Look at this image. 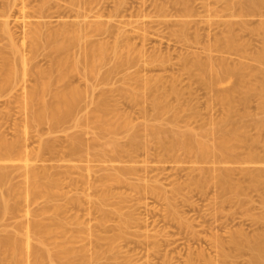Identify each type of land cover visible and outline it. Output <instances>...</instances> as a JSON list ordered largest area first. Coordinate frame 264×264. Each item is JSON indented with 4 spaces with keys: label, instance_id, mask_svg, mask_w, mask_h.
<instances>
[{
    "label": "rangeland",
    "instance_id": "1",
    "mask_svg": "<svg viewBox=\"0 0 264 264\" xmlns=\"http://www.w3.org/2000/svg\"><path fill=\"white\" fill-rule=\"evenodd\" d=\"M0 1H1L0 2V4H1L0 9H1V7L4 6L5 0H0ZM7 1H9V0H6V2ZM19 1L20 0H14V2H13V0H12V2H13L12 6H14V7L11 8L12 14L10 16V18H11L10 21H13L12 18H15V20L17 21V22L15 21V22L10 23L12 26V29L14 30V32L16 34L15 36H16L17 41H19L20 38L22 37V30L24 28H26V27H22L21 17H20L19 12L17 11L19 6H20ZM49 1H53V2L55 1V3H56L54 6V3L52 5V3L50 2L51 5L54 7L51 6L52 8H50L49 7L50 5H49L48 8L46 9V12L48 13L49 17L47 16V17L36 18V17H32V16H27L24 18V20H26V21H29V20L30 21H32V20L33 21L34 20H41L42 21L43 20L44 21L47 19V20H49L50 23L47 20L46 21L50 25H52V27H56L57 24H55V23L57 22L58 18L60 19L62 17L61 19H64L66 16V19L68 18V20H70V18L73 19L72 16L68 17V14H66V13L71 12L69 7H73V5H72L73 0H69V1L68 0H63V1L62 0H48V2ZM56 1H58V3ZM80 1H82V0H80ZM155 1H156V3L161 2V0H143V1L142 0H97V2H96V0L92 1L91 4L93 5V8L94 9L99 8L100 10H103L102 12L105 13L104 15H107L109 12H112L113 9H115V11L113 10L114 12H119V10H120V12H119L120 17L119 16L118 17H119V19L122 18L121 19L122 21L124 20L123 22L125 25H123L122 21L120 23L118 21H116V17H112V20L114 22L119 23L123 27V29H126V30L128 29L127 31L133 29L132 31L135 32V30H134L135 28H138L136 30H139L141 28L139 30V32H141V33H139V34H143L145 32V36L144 37L138 36L137 35L138 31H136L135 32L136 34L134 33L136 36L132 35L134 37H131V42L132 43L134 42L136 44L135 45L136 49L134 48L135 51L133 50V53L131 54V55H133V57H135V59L133 58V61L131 62L133 64L128 63L130 65L125 64L122 66H117L118 68H116V66H113L114 62H112L114 58H111V60L108 59L111 62L110 66H109V63L107 65L106 62H105L106 64L103 63V64H101V66H98V71H99L100 75L97 74V75H99V76H97V77H99L98 80H95L97 77L95 79H93V81L95 80V83H96V81H99V79L101 78V75L105 72V69L108 70V68L110 67L109 70L112 72H110L111 75L108 76L110 78L109 80H107L106 82H102L100 79V81L102 83H100V82L96 83V86L98 84L99 85L97 88L95 87L93 94L90 93V95L87 94L90 90H87L85 92V89H86L85 88L86 87L85 81L86 80L84 79V77L81 76V73H79L77 71H75L77 73L72 72V74H74V76L70 73L69 76L65 79V81H63V80L59 79L57 70L54 67L55 65L53 66L54 68L52 69V76H53V78H52V80H53L52 81V85H53L52 89L61 88L63 84L67 83V81H69L68 83H71V84L73 83L78 87L80 86V84H81L80 87H82L84 85V87L81 88L84 90L83 96H82L83 98L82 97L80 98V100L82 99L83 101L79 100V102H78L79 104L77 103V105H76L77 108L75 107L73 114L70 117L62 119L63 122L61 120L56 125L50 123V124L38 125V127L34 126V128H31V127L27 128L24 126V123H25L23 121L24 120L23 119L24 113L22 112L21 104L19 103V101H20L19 92L20 91L18 89H12V90H5V91L0 92L1 93L0 94V136L4 135L3 137H6V138L8 137L7 139H9V140H10V138L13 139L16 136L15 134H17V136L19 135V136L23 137L22 141H24V144H25L24 146L28 147V148H26L27 151L29 149L28 154L31 157L30 158L31 165L33 163L34 165H32V166H34V167L40 166L41 168L40 167L39 168L41 170H42V168H43V170H45L44 169V167H45L48 171L47 173H49V174L53 173L52 177L54 176L55 179H57V180L59 179L58 180L59 181L58 186H60V187L55 189V193L52 195L53 197L51 198V200L48 199L45 201L44 198L40 197V198H37V199L29 202L30 204H29L28 208L30 210L28 212V215L30 214L33 216V212L36 211V209H38L39 207L43 208L42 206H46L49 208L48 213H46L47 215L50 213L52 214L54 212L55 205H60L61 208H63L65 206L66 208L64 207L63 209H61L60 216H61V219L65 223L66 233H68V235H69L73 231V234H74V229L76 227L77 228L80 227L83 230L86 228L84 231L85 233L83 232V230L80 231V235L82 236V234H85L87 236V238H85L83 235L82 238L79 239L80 241L78 240L81 243L77 242V240H76V243H75V241L73 242V246L76 249H78V248L79 249H83V248L87 249L85 251L86 252L85 255L87 254L85 259H87V260L83 259L84 262L81 263L82 260L79 259V261L78 260L74 261L73 264H186L187 259L189 260V257L192 258V261L194 259L195 264H211V263L212 264H251V261L253 259L252 258L253 253H252L250 246L247 245L248 247L246 246L245 248H244V246L241 248H237L236 246H234L235 245V243H234L235 237L238 238L241 235L245 236L243 238H247V240L250 241V245H251V243L254 244L257 241H261L263 243V249L260 253V259L258 260L257 263L264 264V229H263L264 228V224H263L264 223V218H263L264 217V184H263L264 179L262 181L263 183L261 182L259 185H257L258 187L260 186V188L255 186V189H254V186L252 185L253 186L252 187L250 185L252 183H250V180L248 181V179H250V178H248L247 174H246V172L249 171V169H250V171H252L251 169L253 168V171L256 170V172L261 173L262 177L264 178V167H263L264 166V158H263L264 157V154H263L264 153V103L261 102V98L259 99V97H260V95H258L259 93L258 92L256 93L253 91L249 95L250 97H248L246 102H244V103L238 102V104H236V108H237L236 111H238V112L235 111L234 116L232 115V117H231V121L232 122L236 121L235 122L236 125L240 124L241 127H243L242 129H245L247 131V138L246 139H248V140L246 141V143L243 146L241 145L242 147L240 146L236 149L237 151H235L233 157H231L230 159H227L225 161L220 160V158L215 159L216 156H210L212 158H210V157L209 158L212 161L208 158L207 160H209V161H207V160L202 161L203 162L202 163L201 161H198L193 154H189V155L185 154V153H183L182 150H178V153L181 155L182 159L185 162H183L180 157L178 159V156H180V155L176 154L177 159L179 160L178 161L174 154L172 155L174 157L170 156L171 154L166 156V153L161 151V149L159 150V148H158L159 145L156 143V141L153 138H151L152 136L150 137V135H149L150 133H149V129H148V126H150L154 123H157V122L161 123V126L164 130L165 137L169 138L167 136H169L170 133H172V129L174 131H182L183 129H186L187 126H188V128H190L192 126L191 129L199 131L198 129H201L202 126H203L202 129H204V127H205V129H209L208 127H210V128L213 126L215 127L216 124H218V122H220V123L222 122L220 120H222V115L225 114V106L221 105L222 103L219 100H217V98H215V95H216L217 90L219 89V86L221 87V89H224V88L227 89V87H229L231 85L229 81H233L234 77H232V78L229 77L230 78L229 81L226 79V80L222 81V83H218L219 85L213 84L211 87L208 85L202 84L200 82V80L198 79L199 76L196 74V71H192V70H194L193 68L191 70H189L190 68L188 67L190 65V63L192 65V63L195 61L194 59H196L197 57L198 58L203 57L201 55H204L207 57L208 54H210V55L215 54V56L213 55L214 57L212 56L213 57L212 59L215 58L214 59L215 62H216V60L218 61L219 58L221 57V58H224L230 65H234L237 63H243V65L245 64L244 65V68H245L244 73H245V77L246 76L248 77V80L246 79L247 77L246 78L244 77L246 79V82L249 83V81H251V83H253V85H255V86H257V85L261 86L262 85V87L264 88V86H263L264 85V79L262 78V76L264 77V74H262L264 71V60L262 59L261 61H259V60H256L254 57V53H256V51H259L260 49H262L264 47V46H262V45H264L263 44L264 43V31H263L264 30V28H263L264 27V0L263 1L262 0L256 1V6H258L259 4L260 5L258 6V9L256 6L253 7L252 10L256 9V10H253V12H252L251 8L249 7L250 8V10H249L248 6H247L248 10L245 13L240 10V4L249 5V0L248 1L247 0H227V1L226 0H217L218 2L216 0H210L211 1L210 3L208 2L209 0H191V1L189 0V6L192 4L191 2L194 3V5H193L194 7H192L193 9H191V7H190V9H191L190 11H192L190 13H188L189 11L184 7L185 11L188 14H191L189 16L187 15V13L183 14V12L180 13V14H182V16L178 15L179 13L177 14V12L176 13L172 12V11H176L177 10L176 8H178V9L182 8L180 3H177V5H176L174 3L175 1H173V0H172L173 3L171 2V0H162V2L159 3V6H160L159 7V6H157L158 3L156 4ZM240 1H242L244 3H242V2L240 3ZM61 2H63V3H61ZM213 2L215 4L217 3L216 6H215V4H213ZM118 3L120 5H117ZM149 3H151V4H149ZM36 4H39L38 0H28L27 5H25V7H24L26 14L32 12V10L35 8ZM57 4L58 5L60 4L59 8H58ZM121 4H122V7H121ZM154 4H155V6H154ZM174 4H175V6H174ZM66 5L69 7H67ZM115 5H117V7H115ZM15 6L17 8H15ZM162 6H164V7H162ZM196 6L198 9H196ZM200 6H202L201 8H203V6H205L206 8L204 7L203 9H201ZM232 6L235 8V10ZM63 7H64V9H63ZM156 7H159L160 10L157 9ZM223 7H225V9H223ZM242 7H243V5H242ZM210 8H213V10H211ZM215 8L216 9L218 8L219 10L218 9L216 10ZM55 9H57V11ZM69 10H70V12H69ZM183 10L180 9V11H183ZM204 10L207 11L206 14H205ZM236 10L237 11L240 10V11L237 12ZM152 11H153V14H151ZM157 11H158V14H157ZM161 11L164 13L161 14ZM166 11L168 12V14L170 16L173 15V17H170L169 15H167ZM197 11H199V12H197ZM208 11L209 12L211 11V12L209 13ZM230 11H232V13ZM58 12L60 14L64 15V17L63 16L55 17L59 14ZM106 12H108V13H106ZM114 12H112V13H114ZM195 12H197L201 16L197 15ZM145 13H147L146 16H145ZM218 13H219V15H218ZM239 13H241V15ZM49 14H51V15H49ZM140 14H142V15H140ZM154 14H155V16H153ZM13 15H14V17H13ZM162 15L163 16L165 15V16L163 17ZM205 15H207L208 17L210 16V17L207 18V17H205ZM175 16H176V18H175ZM191 16H192V18L190 21L188 19V17L190 18ZM195 16H197V17H195ZM104 17H106V16H102L103 19L107 18V17L106 18H104ZM165 17H168V18L164 19ZM179 17L181 19L184 18L181 21L186 20L187 23L189 20L190 21L189 23H191L192 26L194 25L193 27L197 28V31H195L196 30L195 28H194L195 29L194 30L193 27L192 28L189 27V26H191V24H187L186 27L187 28L189 27L190 30L188 29V31H187V29L185 28V31H186L185 34L186 35L182 34V32L184 33V31L180 29V20H179L180 18ZM161 18H163L162 20L163 21L165 20L166 23L172 21L171 19L174 18L176 20V23L174 22L175 20L173 19V23L172 22H170V23H172V24L175 23V25H172L169 23L166 24L165 22H163L161 24V22H162ZM196 18L197 19L199 18V19L197 20ZM200 18H202L201 20H203V19H205V20L201 21ZM228 18H229V20H228ZM244 18H245V20H242ZM128 19L132 20V21L134 20V22L138 21V23L135 22V24H134L132 21H129ZM177 19L179 21H177ZM194 19H196V21ZM221 19H222V21H221ZM232 19L234 21L238 20L237 22L234 23V25L237 26L235 29H232V28H234L233 24L231 26L232 27L231 28L232 33L238 31L237 33L233 34V37L238 41L240 40V38L241 39L243 38L242 41L247 40L246 42L244 41V43L241 42V44H239L241 40L238 42V45L236 48L240 47V45H241V47L238 48L239 49L238 53H237V49L234 48V50H233V48L231 49L230 47L224 46V44H223L224 41L222 42V40H221V39H223V37L225 38L227 35L230 34L228 32V29L226 28V25L224 27V23H222V22L223 21H231V23H233ZM127 20L130 23L132 22V24H134V26L131 27V24ZM153 20H154V22H153ZM192 20L194 21V23L192 22ZM206 20H209V21H206ZM219 20H220L221 24H223V25L219 26V24H220ZM147 21H149V22H147ZM151 21H152V23H150ZM204 21L208 24H206ZM216 21L218 22L216 24L218 26L214 25L216 23ZM140 22H141V24H140ZM197 22H198V24L200 22V24H199L200 26L197 25ZM212 22H215V23H212ZM211 23L214 26L219 27L217 29L214 28L216 30L215 32L217 34H219L218 29L222 28L221 29L222 31L220 30L221 31L220 33L224 32L222 35L223 37H221V34L216 36V33L213 32L214 29L212 30V28L214 26H210V25H212ZM240 23H241V25H240ZM259 23H263V25L259 26L260 25ZM136 24H139V25H136ZM242 24H244V25L242 26ZM141 25H144V27L151 26L152 29L150 27L149 28L148 27L143 28V26L141 27ZM168 25H172L171 27H172V30H174V32L171 30V27H169ZM201 25H203L204 27ZM239 25H240V27H238ZM125 26H126V28H125ZM129 26L131 27V29ZM136 26H139L140 28L136 27ZM206 26L207 27L209 26V28H206ZM253 26L255 28L252 30ZM256 26L257 27L259 26V27L257 28ZM244 27H245V29H244ZM247 27H248V29H247ZM168 28H169V30H168ZM177 28L180 30H178ZM210 28H211V30H210ZM239 28L240 29L243 28V29L240 30ZM259 28H261V29H259ZM201 29L203 30V32ZM204 29H207V30H204ZM158 30H159V33H157ZM175 30L177 31V33L175 32ZM208 30L210 31L209 33L213 32L214 38L212 35L211 36L214 40L216 37H219V36L221 37V39L219 38L221 40V44L223 45V46L220 45L221 50H217V49H219V47H216V45L213 44V43H215L214 40L211 43L212 38L209 40V38L211 36H209L210 34L207 33ZM223 30H225V31H223ZM152 31H154L155 33ZM178 31H181V32H179V34H178ZM194 31L196 32V34H198L199 32H202V33H199L198 36H200V34H201V36L203 35V37L205 39L203 37H200L198 39V36L195 34ZM259 32H260V34H259ZM203 33H205V34H203ZM251 33L253 35H251ZM187 34L191 38V40H189L190 38L187 36ZM193 34L196 35V38ZM240 34H241V36H239ZM247 34H250V36ZM177 35H179V37ZM180 35H183V36H180ZM184 35L186 36L185 39H183V37H185ZM174 36H176V37H174ZM206 36H208L209 38ZM135 37H138V39L137 38L135 39ZM206 38L210 42L206 41ZM3 39H4V37H3ZM3 39L0 38V46H2L6 42V39L5 40H3ZM175 39H176V41H175ZM193 39L195 40L194 42L192 41ZM200 39L202 41H200ZM254 39H255V41H254ZM110 40H112V38ZM190 41L193 42L192 46L189 45V44H191ZM197 41H198V43H197ZM186 43H189V44H186ZM210 43L215 45L214 48L216 47V49H213V47L210 45ZM245 43L247 45L244 46ZM183 44H186V45H183ZM194 44H198L197 47ZM206 44H209V46H211L210 50L205 49V47L207 48ZM5 45H6V43H5ZM186 47H188V48H186ZM246 47H247V49H246ZM72 48H73V50H72ZM72 48H71L70 52L72 51V54H75L77 51V50H75L76 49L75 46ZM195 48H196V50H195ZM242 48L243 49L245 48L244 49L245 52H243ZM211 49H212V52H211ZM240 49H241V51H240ZM41 50H40V52H42L41 54L48 52V49H43L42 51ZM183 50L187 53H185ZM254 50H256V51L254 52ZM136 51H138V52H136ZM139 51H140V53L142 52L140 55L138 54ZM40 52H39V54H40ZM246 52H248V53H246ZM160 53H162V54H160ZM41 54H40V56H38V57H40L39 63L43 64V65L45 63V65H46V59H44V56H42ZM50 55H51L50 59H52L53 61H54V58L57 57V56H55L57 54L52 53V52H50ZM138 55H139V57L140 56L141 57L140 58L136 57ZM160 55L162 57H164V59L168 55L166 58L167 62H166V60L161 59L162 57ZM198 55H200V56H198ZM38 57H37V59H38ZM41 57H43V58H41ZM147 58L148 59L150 58V60H148ZM158 58H159V60H158ZM40 59H42L44 61V63H42L43 61L42 60L40 61ZM136 59H138V60L136 61ZM200 59H202V58H200ZM203 59H205V57H203ZM160 60H162V61L159 64ZM191 60H193V62ZM236 60H237V62H236ZM240 60H241V62H240ZM148 61H149V63H148ZM152 62H153V64H152ZM161 64H163V65H161ZM191 65H190V67H191ZM82 66H83V64L81 65V67ZM111 66H113L117 71L115 69H111L112 68ZM248 66H249V68H248ZM81 67H80V70L82 71ZM99 67H101L100 70H99ZM104 67H105V69H104ZM186 67H188V69ZM101 69H104V72H101ZM248 70H250L252 73ZM260 70H261V72H260ZM209 72H208V74H209ZM210 75H212V74L210 73ZM148 76H150V77H148ZM76 77H77V79H76ZM152 77L153 78H160L161 82L159 80L158 81L159 83L157 82V84H159V86L161 88H164V89L166 88V90H167L166 95H167V99L169 100V103L168 102L167 103L170 104L169 106H171V107H168L167 109L170 108V110H171V111L169 110L170 112H168V110L166 109L167 112L165 111V113L161 112V114H159L155 111L153 105L151 104V101H150L151 99H150V95L148 94L149 93L148 89L145 88V84L143 86V83H144L145 79H150V78L152 79ZM141 78H143V79H141ZM169 78L172 82L169 80ZM261 78H262V80H261ZM79 79L81 82L79 81ZM88 79L92 80L90 77H88ZM173 80H174V82H173ZM30 81H32V80H27L26 83L31 84L33 82V81L30 82ZM87 82H90V81L87 80ZM108 82H110V83H108ZM77 83L78 84L80 83V84L77 85ZM141 85H142V87H141ZM172 85H175L176 88L181 90L180 91L181 93L179 92L178 94H176L179 99L181 98L180 100L177 99V97H175V94H172V92H169L170 91L169 87H171ZM222 85H223V87H222ZM53 87H55V88H53ZM132 87L133 88L135 87L134 90L138 89V91H140V93L142 92V94H143V95L140 94V96H139L140 98L138 97V99H135L136 101L134 99H132L130 97V95L128 94V90L132 89ZM121 90L123 93L121 92ZM103 91L107 95L110 96L111 101L109 99H108V101L111 103L110 104L108 103V104L110 105V107H112V109L113 108L116 109V110H114V109L113 110L115 112H117V117H118L117 120H119V119L121 120L122 117H124L123 114H125V117L129 119V121L132 125V128H131V125H129L130 127L128 126L127 128H126V126L123 125V126L117 127V131H116V129L112 132L109 130H103L104 132L102 133V131L98 130V128L95 126L96 124L94 122L92 123L91 114H93V112L96 111V109H97L96 108V106H97L96 100L99 97L100 93H104ZM183 91L184 92L186 91V92L184 93ZM168 92L170 93V95ZM84 94H85V97H87V98H84ZM9 95H11V96H9ZM86 95H88V96H86ZM92 95H94L93 96V98H94L93 103H92V99H91ZM182 95H184V96H182ZM238 96L240 97L239 94L238 95L235 94L236 98H239ZM8 97L9 98L11 97V98L9 99ZM90 99H91V101H89ZM140 99H142V100H140ZM167 99H166V101H167ZM187 102H189V103H187ZM16 103L17 104L19 103V106H17ZM177 103H178V106H177ZM181 103H182V106H179ZM84 104H85V106H84ZM183 104H185V106ZM243 105H244V109H243ZM183 106H184V109L182 108ZM172 107H173V109H172ZM178 107L182 108L181 109L182 111L180 110V108L177 110ZM186 107H188V108H186ZM78 108L79 109L81 108V109L79 110ZM91 110H92V112H91ZM189 111H191L192 113H190ZM196 111L199 112V114ZM115 112H114V114H115ZM172 112H174L177 117ZM82 114H84V115H82ZM114 114L111 115L112 118L113 117L116 118V116H114ZM160 115H162V116L160 117ZM179 115H181V117ZM194 115H196V117ZM78 116H80V117H78ZM173 116H174V118L175 117L176 118L174 119ZM242 116H243V118H241ZM171 117L173 118V120H171L172 119ZM80 118L82 121L80 120ZM21 119H23V120H21ZM261 119H262V121H260ZM78 120H79V122H78ZM174 120H176V121H174ZM17 124H20V125L22 124V126H20V125L17 126V128L20 129V131L18 129L16 131V125ZM223 124H224V122H223ZM13 125H15V127H13ZM48 125H49V128H48ZM256 125H257V127H256ZM41 127H42L43 131L45 130L44 132L41 130ZM259 127H261V128H259ZM167 128H169V129H167ZM23 129H25V131L27 129V132L24 133ZM170 129H171V131H170ZM22 131L24 134L22 133ZM115 131L117 133H114L115 135L112 134ZM135 131L138 133L139 138L141 139L140 140L141 141L140 148H138L139 147V145H138V147H136V150H135V148H132L133 146L132 147L130 146V141H129L131 133H134ZM25 134H26V136H25ZM13 135H15V136H13ZM31 135H33V136H31ZM40 135H42V136H40ZM109 135H111V136H109ZM39 136H40V138H42V140L39 138ZM74 136H75V138L77 136L80 137V139H81L80 141L83 142V144H81V145H83L82 148L80 146L82 151L79 150L78 155H77V153L72 154V152H69L70 148L68 145L71 144L69 141L74 139V138H72ZM140 136H143V139L145 138L146 140L145 139L142 140V137H140ZM109 137H110V139L113 138L114 140H116L117 143L119 142L118 149L122 145V146H124V148L127 151L130 150V149H128L129 147L134 149V150L131 149L132 153H131V151H129L130 153L128 152V154H127V152L123 153L125 151V149L123 148L124 149V150L122 149L123 152L120 149V151L122 153L121 152L117 153V152H115V150L111 151L112 152L111 153L109 151V149L111 148V145H109V141H110V139H108ZM43 139H47V140L51 141L53 144V148L51 149V151L50 150L44 151L42 154V152L40 153L39 152L40 150L38 149V147H39L38 143H40L38 140L43 141ZM77 139H79V138H77ZM106 139H108V141H106ZM258 139H259L260 143H259ZM248 141H250V142L248 143ZM128 142H129V146H128ZM26 143H28V144H26ZM247 143H248V145H247ZM103 144L105 145V147ZM88 145L91 147H88ZM252 145L253 146L255 145L257 148L255 146L253 147ZM29 146L31 148H33V151L34 150L36 151V149H37L40 154L38 153V156H37V154H36V156L34 155V153H37V152H34V153L32 152L30 154L31 149ZM156 146H158V147H156ZM247 146H249V148ZM34 147H36V148H34ZM100 147H102V148H100ZM107 148H109V149L107 150ZM254 148H256V149H254ZM89 149H90V151H89ZM111 149H113V148H111ZM148 149H149V151H148ZM52 150H54V151H52ZM101 150L102 151L105 150L104 151L105 153L102 152ZM154 150L157 151V155L155 154L156 152ZM239 150H241V151L239 152ZM247 150L248 151H250V150L256 151L257 155L259 154V156H257L259 158L255 159L256 160V161L254 160L255 162L249 161L248 160V154H246V153H248ZM100 151L103 154H101ZM106 151H108V152L106 153ZM135 151L139 152V153H136ZM67 152H68V154H67ZM241 152H243V153H241ZM96 153H97V155H96ZM116 153L120 157L117 158ZM133 153L134 154L136 153V154L134 155ZM175 153H177V151ZM70 154H71V156H70ZM121 154L122 155L124 154V155L122 156ZM131 154H132V156L133 155L134 156L132 157ZM242 154H243V156H241ZM33 155H34V157H33ZM93 155H94V157L95 156H98V157H96L94 159ZM106 155L108 156V158ZM129 155L131 156L130 158H132V159L129 158ZM161 155H163V156H161ZM184 155H187L189 162L186 161V159H187L186 156H185V158H183ZM67 156H68V158H67ZM81 156L85 157V158H82ZM168 156H170V157H168ZM32 157H33V159H32ZM37 157L38 158L40 157V159H37ZM189 157H192V159L190 158L192 161L189 160ZM213 157L215 160H213ZM242 157H245V158H242ZM35 158H36V160H35ZM124 158H125V160H124ZM136 158H139V159H136ZM163 158H165V159H163ZM167 158H169V159L167 160ZM193 158L195 159V162H194ZM77 159H80V160H77ZM116 159H119V160H116ZM174 159H175V161H174ZM240 159L242 161H247V162H242ZM243 159H245V160H243ZM261 159H263V160H261ZM161 160H162V162H161ZM196 160H197V162H196ZM217 160H218V162H217ZM171 162H173V163H171ZM210 162H212V163H210ZM12 163H14V162H12ZM78 165H81V166H78ZM85 165L86 166L88 165L87 167L88 168L91 167V168L88 169L87 167H85ZM105 165H107L108 167ZM170 165L173 167V169ZM101 166H102V168H101ZM113 166H115V167H113ZM131 166H132V168H128ZM164 166L167 168L164 169ZM200 166H202V167H200ZM38 167H36V168H38ZM68 167H69L70 171L68 170ZM79 167H80V170H79ZM103 167H105V168H103ZM121 167L123 169H125L127 172V173L123 172V173H125V175L123 176L125 178V179H123L124 181L122 180V181L118 182V181H113V180L108 181V180H106V178L104 179V177L107 176V173L109 171H116L118 168H121ZM125 167H127L130 170L132 169L133 171L131 170V172H130ZM21 168L19 167V169H18L15 166H11V165L8 166V168H7V169H9V171L11 170L10 173L12 175L10 174V176H11L10 177V183L13 186H20V187L23 186L22 182H24L23 177L25 176V173H24L25 169L24 168L21 169ZM64 168L66 170H68L69 172L68 171L66 172V170ZM115 168H117V169H115ZM229 168H230L229 172H231L230 175L232 174L231 176L232 177L234 176L233 177V178H235L234 180L241 182V188L239 191H241V189H242V191L245 190V191H243V193L241 191V192H237L238 194L235 195L234 193L232 194L231 192H227V190L224 191V193H223V190L218 188L219 186H217V183L215 182L218 173L221 171H224V169L226 170ZM254 168H256V169H254ZM125 170H123V171H125ZM204 170H205V172H204ZM209 170L210 171L212 170L211 171L212 173L209 172ZM213 170H214V172H213ZM105 171H108V172H105ZM20 172H22L23 175ZM201 172L204 174L202 175ZM136 173H139V174H136ZM205 173H206V175H205ZM108 174H110V172ZM213 174H215V175H213ZM91 175L93 177H91ZM186 175H189L188 178H186L187 177ZM204 175L205 176L208 175V177L205 178ZM62 176H64V177H62ZM136 176H138V177H136ZM196 176H199V177L197 178ZM190 177H192L193 179L197 178L199 180V182L201 181V179H203L204 182L202 180V184H200V186H198L199 182H198V185H197V182H195V185H194V183L193 184L191 183L193 180H192V178L190 179ZM209 177H210V180H209ZM84 178H85V180H84ZM233 178H231V179H233ZM24 179H25V177H24ZM93 179H95V180H93ZM127 179H129V180H127ZM176 179H177V181H176ZM188 179H190V180H188ZM206 179L209 180L210 182L207 181ZM11 180H12V182H11ZM69 180H71V181L69 182ZM104 180H106V181H104ZM139 180H141L142 182L140 183ZM205 180L207 181L208 184L205 183L206 182ZM60 181H61V183H60ZM76 181H77V183H76ZM127 181L131 182V184L128 183ZM183 181H186V182H183ZM188 181H191V182L189 183ZM212 181H214V182H212ZM104 182L107 183V184H105L106 188L109 189L111 194H110V197L108 200L100 203L102 200L100 197L101 196L100 192H102L104 190H102V191H99V190H101L102 188L105 187V185L103 184ZM154 182H156V183H154ZM187 182L190 184V189H189V187H187V185H188ZM101 183L103 184L102 186H104V187H101ZM143 183L144 184L146 183L145 187L143 186L144 185ZM179 183H181V185ZM182 183L183 184L185 183V185H184V186H186L185 188H184ZM204 183H205V185H204ZM92 184H93V186H92ZM133 184H135L134 186L138 185V186H136V189L133 186ZM155 184H158L157 187H159V184H160L162 186V188L159 187L158 188L159 190H157ZM151 185H152L153 189H151ZM174 185H176V187L179 186V188H178L179 190L176 188L174 189L172 187ZM154 186H155L156 190H154L155 189ZM182 186H183V188H181ZM208 186H210V187H208ZM140 188H141V191H140ZM170 188H173V189H170ZM204 188H206V189H204ZM213 188H214V190H213ZM146 189H148V191ZM180 189H183V190L181 191ZM218 190H220V191L218 192ZM95 191L96 192L98 191V192L96 193ZM136 191H138V192H136ZM158 191H164V193L159 192V194H158L157 193ZM173 191H175V192L177 191V192L173 194ZM154 192L157 195H155ZM221 192L223 193L222 195L220 194ZM98 195H100V196H98ZM167 195L170 197L169 200L174 195L173 196L174 200L171 199L173 202H170L171 200L170 201L168 200ZM234 195H235V197H234ZM67 196H69V197H67ZM166 196H167V198H166ZM66 198H68L69 200ZM225 198H226V200H224ZM96 199L99 200V203ZM67 200H68V204H67ZM12 201L13 200H11L10 202H12ZM95 201H97V203H95ZM167 201H168V203H167ZM104 202H106L107 204L106 203L104 204ZM74 203H75V205H77V204L78 205L74 206ZM172 203H175V204H172ZM66 204H67V206H66ZM97 204H98V208H96ZM100 204L102 205L101 208H100ZM168 204L169 205L172 204V205L169 207ZM102 207H104L103 209H105V210H103V212H102ZM1 211H3V210H0V212ZM66 211H67V213H66ZM1 213L4 216H6V218H4V217L0 218V228L4 229L6 227V225L8 224L7 223L8 219H10L9 218L10 213L9 212H6L5 214H4V212H1ZM105 213H107L109 216L107 217V214H106V216L104 215L105 216L104 219L107 217L104 220L103 217L101 218V216ZM123 215H124L125 220L122 218ZM73 216H75V217L73 218ZM125 217H128V218H125ZM15 218H17V217H15ZM24 218H25V216H24ZM4 219L7 221H4ZM11 219H13V218H11ZM98 219H99V221H98ZM100 219L102 222L100 221ZM17 220H19V218L16 219V221ZM103 220H104V222H103ZM126 220H127V222H126ZM262 220H263V222H262ZM13 221H15V219ZM19 221H22V220H19ZM76 222L78 224H76ZM14 224L15 223L13 222L12 225H9V226L7 225L8 227H6V228H8L9 230H13ZM101 224H103V225H101ZM1 225H2V227H1ZM53 226H57V224H53ZM6 228H5V230L7 231ZM80 228L78 229V231L80 230ZM259 228H260V230H259ZM3 229H2V231L0 230V234H3L2 233V232H4ZM70 229H72V230L70 231ZM76 229H75V232L77 231ZM81 232H83V233H81ZM238 232H241V233H238ZM96 233H98V234H96ZM235 234L236 235L238 234V235L235 236ZM249 235H251V236H249ZM95 236H97V237H95ZM71 237H72V234L70 235V238ZM100 237H102L103 239H100ZM106 237H110L113 240L112 241L113 245L110 246L111 248L107 247L108 244L105 242V241H107ZM232 237H234V239ZM241 238L242 237H240V239ZM96 239L100 240V241H97ZM220 240L223 242H218ZM232 240H233V242L231 243ZM244 241L246 242L245 239H244ZM33 243H35V245L37 243L38 244L37 246L40 245V243H38L35 240L33 241ZM233 243H234V245H233ZM80 244L83 246V248L81 247ZM98 245L100 246V248L98 247ZM97 250L98 251L100 250L101 252L100 251L99 252L101 254L99 253L100 257L98 255L99 258L96 257L97 258V260H96L94 257V252ZM223 253H225V255ZM211 260H212V262H211ZM208 261L211 263H209ZM47 263H50V262H47ZM28 264H32V262H29ZM50 264H54V263L51 262Z\"/></svg>",
    "mask_w": 264,
    "mask_h": 264
},
{
    "label": "bare ground",
    "instance_id": "2",
    "mask_svg": "<svg viewBox=\"0 0 264 264\" xmlns=\"http://www.w3.org/2000/svg\"><path fill=\"white\" fill-rule=\"evenodd\" d=\"M26 1V2H25ZM20 0L19 2H20V6H19V8H18V12H19V14H20V17H21V25H22V27H26V28H24L23 30H22V37L20 38V40L19 41H17V39H16V34H15V32H14V30L12 29V26H11V22H15L16 20H15V18H12L13 19V21H10L11 20V18H10V16H11V8L12 7H14V6H12L13 5V2H14V0H13V2H12V0L10 1H7L6 2V0L4 1V6L3 7H1V9H0V38L1 39H3V37H4V39L3 40H5L6 39V45H5V43L2 45V46H0V92H2V91H5V90H12V89H18L20 92H19V98H20V101H19V103L21 104V110H22V112L24 113V115H23V119H21V120H23L25 123H24V126L25 127H31V128H34V126L36 127H38V125H43V124H57L58 122H60L62 119H64V118H67V117H70L72 114H73V111L75 110V107L77 108V103L79 102V100H80V98L83 96V92H84V90L83 89H81L82 87H84V85L82 86V87H80L81 86V84H80V86L78 87V86H76L75 84H71V83H68L69 81H67V83H65V84H63L62 85V87L61 88H56V89H52V78H53V76H52V69L55 67L56 68V70H57V73H58V76H59V79H61V80H63V81H65V79L69 76V74L71 73L72 74V72L74 73L75 71H77V72H79V73H81V76L82 77H84V79L86 80H84L85 82H86V89H85V92L87 91V90H90L87 94L88 95H90V93L91 94H93V92H94V90H95V87L97 88L98 87V85L96 86V83L98 82H100V83H102V82H106L107 80H109L110 78L108 77L109 75H111V73L110 72H112V71H110L109 69H110V67L108 68V70L107 69H105V67H104V69H105V72H104V69H101V72H104L102 75H101V81H100V79H99V81H96V83H95V80H98V78L99 77H97V76H99L100 74H99V71H98V66H101V64H103V63H107V65H108V63H109V66L111 65L110 63V60H111V58H114L113 59V61L112 62H114V64H113V66H116V68H118L117 66H122V65H130V64H128V63H131L132 61H133V58L135 59V57H133V55H131L132 53H133V50H134V48L136 47L135 45V43L133 44L132 42H131V37H134V36H132V35H135L136 33V31H138V33H137V35L138 36H140V37H144L145 36V32L143 33V34H139V33H141V32H139V30L141 29L139 26H136V27H139L140 29L139 30H136V29H138V28H135L134 30H135V32H133L132 30L133 29H131V27H133L134 26V24H135V22L136 23H138V21H135L134 22V20L132 21V20H129V21H132L134 24H132V22L130 23L128 20V22L131 24V27H130V29L131 30H129V31H127L126 29H123V27L119 24L122 20V18L121 19H119V12H120V10H119V12H114L115 11V9H113L112 10V12H114V13H112V12H106V13H108L107 15H104L105 13H103L102 11L103 10H100L99 8H96V9H94L93 8V5L91 4L92 3V1H95V0H82V1H80V0H73L72 1V5H73V7H69V6H67V7H69L70 8V10H71V12H70V10H69V12L70 13H66V14H68V17H70V16H72L73 17V19H71L70 18V20H68V18L66 19V16H65V18L64 19H61L62 17L61 16H63L64 17V15H62V14H60L59 12V14L57 15V16H55V17H61L59 20L57 19V22L55 23V24H57V26L56 27H52V25H50L49 23V20H32V21H26V20H24V18L25 17H27V16H32V17H36V18H38V17H47L48 16V13L46 12V9L48 8V6L50 7V8H52V7H54L55 6V1L53 2V1H49L48 2V0H38L39 1V4H36V6H35V8L32 10V12H30V13H27L26 14V12H25V10H24V7H25V5H27V3H28V0ZM63 1V0H62ZM69 1V0H68ZM143 1V0H142ZM173 1H175L174 3L177 5V3H180L181 4V6H182V8L184 9H182V8H176L177 10L176 11H172L173 13L175 12H177V14L178 15H180V16H182V14H180V13H182L183 12V14L185 13H187L186 11H185V8L189 11L188 13H190V12H192V11H190L191 9H193L192 7H194L193 5H194V3L193 2H191L192 4L189 6V0H173ZM173 1L171 0V2L173 3ZM191 1V0H190ZM217 1V0H216ZM227 1V0H226ZM248 1V0H247ZM256 1H258V0H249V5H245V4H240V10L241 11H243L244 13L245 12H247V10L249 9L250 10V8H251V10H252V8L253 7H255L256 6ZM263 1V0H262ZM1 2V1H0ZM6 2V3H5ZM37 2V1H36ZM52 3V5H53V3H54V6H52L51 5V3ZM57 3H58V1H56ZM96 2H97V0H96ZM151 2V1H150ZM161 2H162V0H161ZM161 2H157L158 3V5L157 6H159V3H161ZM195 2V1H194ZM200 2V1H199ZM198 2V3H199ZM202 2V1H201ZM209 3L211 2L210 0L208 1ZM207 2V3H208ZM218 2V1H217ZM231 2V1H230ZM242 1H240V3H241ZM50 3V4H49ZM61 3H63V2H61ZM121 3V2H120ZM144 3V2H143ZM155 3H156V1H155ZM156 3V4H157ZM167 3V2H166ZM229 3V2H228ZM242 3H244V2H242ZM258 3V2H257ZM30 4V3H29ZM28 4V5H29ZM142 4V3H141ZM149 4H151V3H149ZM175 4H174V6H175ZM201 4V3H200ZM199 4V5H200ZM213 4H215L214 2H213ZM217 4V3H216ZM216 4H215V6H216ZM232 4V3H231ZM248 4V3H247ZM1 5V4H0ZM58 5V4H57ZM60 5V4H59ZM58 5V8L60 7ZM117 5H120L119 3L117 4ZM117 5H115V7H117ZM161 5V4H160ZM163 5V4H162ZM172 5V4H171ZM184 5V6H183ZM203 5V4H202ZM208 5V4H207ZM229 5V4H228ZM242 5H243V7H242ZM260 5V4H259ZM258 5V6H259ZM52 6V7H51ZM154 6H155V4H154ZM167 6V5H166ZM225 6V5H224ZM231 6V5H230ZM247 6H248V9H247ZM258 6H256L257 7V9H258ZM121 7H122V4H121ZM160 7V6H159ZM159 7H156L157 9H159ZM162 7H164V6H162ZM169 7V6H168ZM177 7V6H176ZM185 7V8H184ZM190 7H191V9H190ZM199 7V6H198ZM202 6H200V8H201ZM205 6H203V8H204ZM233 7V6H232ZM250 7V8H249ZM15 8H17L16 6H15ZM33 8V7H32ZM57 8V7H56ZM149 8V7H148ZM203 8H201V9H203ZM206 8V7H205ZM220 8V7H219ZM230 8V7H229ZM234 8V7H233ZM239 8V7H238ZM237 8V9H238ZM63 9H64V7H63ZM118 9V8H117ZM116 9V10H117ZM121 9V8H120ZM153 9V8H152ZM170 9V8H169ZM180 9L181 10H183V11H180ZM196 9H198L197 8V6H196ZM211 10H213V8H210ZM216 9V8H215ZM218 9V8H217ZM216 9V10H217ZM223 9H225V7H223ZM227 9V8H226ZM56 11H57V9H55ZM54 10V11H55ZM143 10V9H142ZM147 10V9H146ZM160 10V9H159ZM158 10V11H159ZM162 10V9H161ZM166 10V9H165ZM172 10V9H171ZM174 10V9H173ZM200 10V9H199ZM207 10V9H206ZM219 10V9H218ZM233 10V9H232ZM234 10H235V8H234ZM233 10V11H234ZM239 10V11H240ZM253 10H256V9H253ZM253 10H252V12H253ZM13 11V10H12ZM118 11V10H117ZM156 11V10H155ZM158 11H157V14H158ZM168 11V10H167ZM166 11V12H167ZM194 11V10H193ZM203 11V10H202ZM205 11V10H204ZM225 11V10H224ZM237 11V10H236ZM239 11H237V12H239ZM61 12V11H60ZM149 12V11H148ZM165 12V13H166ZM171 12V11H170ZM169 12V13H170ZM197 12H199V11H197ZM197 12H195L197 15H200V14H198ZM201 12V11H200ZM206 12L207 11H205V14H206ZM209 12V11H208ZM211 12V11H210ZM209 12V13H210ZM231 13H232V11H230ZM256 12V11H255ZM151 13V12H150ZM155 13V12H154ZM164 12H162L161 11V14H163ZM172 13V14H173ZM187 13V15L189 16V15H191V14H188ZM202 13V12H201ZM214 13V12H213ZM212 13V14H213ZM224 13V12H223ZM243 13V14H244ZM52 14V13H51ZM51 14H49V15H51ZM64 14V13H63ZM65 14V15H66ZM122 14V13H121ZM143 14V13H142ZM142 14H140V15H142ZM151 14H153V11H152V13ZM194 14V13H193ZM204 14V13H203ZM211 14V15H212ZM227 14V13H226ZM240 15H241V13H239ZM249 14V13H248ZM253 14V13H252ZM53 15V14H52ZM56 15V14H55ZM138 15V14H137ZM147 15V13H145V16ZM167 15H169L168 14V12H167ZM214 15V14H213ZM218 15H219V13H218ZM217 15V16H218ZM246 15V14H245ZM102 16H106V17H104V18H106V19H103L102 18ZM119 16V17H118ZM122 16V15H121ZM153 16H155V14L153 15ZM163 16V15H162ZM165 16V15H164ZM163 16V17H164ZM170 16V15H169ZM201 16V15H200ZM204 16V15H203ZM230 16V15H229ZM234 16V15H233ZM238 16V15H237ZM244 16V15H243ZM249 16V15H248ZM10 19H9V18ZM13 17H14V15H13ZM49 17V16H48ZM52 17V16H51ZM112 17H116V21H118L119 23H117V22H114L113 20H112ZM118 17V18H117ZM170 17H173V15L172 16H170ZM184 17V16H183ZM195 17H197V16H195ZM205 17H207V18H209L207 15H205ZM19 18V17H18ZM168 17H165L164 19H167ZM175 18H176V16H175ZM178 18V17H177ZM180 18V17H179ZM185 18V17H184ZM183 18V19H184ZM187 18V17H186ZM191 18H192V16L189 18L188 17V19L191 21ZM246 18V17H245ZM245 18L244 19H242V20H245ZM160 19V18H159ZM163 18H161V20H162ZM170 19V18H169ZM174 19V18H173ZM173 19H171L172 21H170V22H172L173 23ZM183 19H179L180 20V29L181 30H183L184 31V33L182 32V34H185L186 33V31H185V28L187 29V31H188V29H189V27H193L192 26V24L191 23H189L190 21L188 20V23H187V21L186 20H184V21H181V20H183ZM197 19V18H196ZM196 19H194L195 21H196ZM199 19V18H198ZM197 19V20H198ZM202 18H200V20H201ZM259 19V18H258ZM19 20V19H18ZM56 20V19H55ZM156 20V19H155ZM175 20V19H174ZM178 19H177V21H179ZM203 20H205V19H203ZM203 20H201V21H203ZM228 20H229V18H228ZM233 20V19H232ZM251 20V19H250ZM124 21V20H123ZM122 21V22H123ZM206 21H209V20H206ZM221 21H222V19H221ZM238 21V20H237ZM237 21H234L233 20V23H231V21H223L222 23H224V27H225V25H226V28L228 29V32L230 33L229 35H227L225 38L222 36L223 35V33L224 32H222V33H220L222 30V28L221 29H218L219 31H218V33L219 34H217L215 31V29H217V28H219V27H216V26H218V25H216L218 22L216 21V23L215 22H212V23H215L214 25H216V26H214L212 23V25H210V26H214L213 28H212V30L214 29V31L213 32H215L216 33V36L217 35H220L221 34V37H223V39H221V37L219 36V37H216L215 38V40L213 39L214 38V36H213V32H211V33H209L210 31L208 30V32L207 33H209L210 35L209 36H213V38H212V36L209 38L208 36H206V37H208L209 38V40L211 39V43H212V41L214 40V42L215 43H213V44H215L216 45V47H219V49H217V50H221V46L220 45H222L221 44V40H222V42H223V44H224V46H227V47H230L231 49L233 48V50H234V48L235 49H237V53H238V48H240L241 47V45H240V47H238V48H236L237 47V45H238V42L240 41V43L239 44H241V42L242 43H244V41H242V39L240 38V40L238 41V40H236L234 37H233V34L234 33H237L238 31H236V32H231V26H232V24L234 25V23L235 22H237ZM240 21V20H239ZM248 21V20H247ZM17 22V21H16ZM126 22V21H125ZM127 22V23H128ZM147 22H149V21H147ZM153 22H154V20H153ZM157 22V21H156ZM155 22V23H156ZM163 22H165L166 23V21L164 20H162V22H161V24L163 23ZM170 22H168L169 24H172V23H170ZM175 23H176V20L174 21ZM192 22L194 23V21L192 20ZM205 22V21H204ZM219 22H220V20H219ZM259 22V21H258ZM126 23V24H127ZM128 23V24H129ZM150 23H152V21L150 22ZM168 23H166V24H168ZM175 23L174 24H172V25H175ZM196 23V22H195ZM206 23V22H205ZM140 24H141V22H140ZM143 24V23H142ZM149 24V23H148ZM187 24H191V26H189L188 28L186 27V25ZM199 24H200V22H199ZM198 24V22H197V25H199ZM206 24H208V23H206ZM260 25L259 26H262L263 25V23H259ZM123 25H125L124 24V22H123ZM136 25H139V24H136ZM172 25H168L169 27H171ZM196 25V26H197ZM204 25V24H203ZM203 25H201V26H203ZM221 25H223V24H221V22H220V24H219V26H221ZM240 25H241V23H240ZM240 25L238 26V27H240ZM244 24H242V26H243ZM55 26V25H54ZM143 26V28H147V27H144V25H141V27ZM200 26V25H199ZM258 26V27H259ZM150 28H151V26H149ZM148 27V28H149ZM157 27V26H156ZM161 27V26H160ZM166 27V26H165ZM179 27V26H178ZM198 27V26H197ZM204 27V26H203ZM237 26L236 25H234V28H232V29H235ZM257 27V26H256ZM257 27V28H258ZM125 28H126V26H125ZM128 28V27H127ZM163 28V27H162ZM161 28V29H162ZM195 27H193V29H194ZM200 28V27H199ZM206 28H209V26L207 27L206 26ZM255 27L253 26V28H252V30L254 29ZM264 28V27H263ZM152 29V28H151ZM158 29V28H157ZM156 29V30H157ZM178 29V28H177ZM180 29H178V30H180ZM196 29V30H195ZM194 30L195 31H197V28H195ZM203 29V28H202ZM201 29V30H202ZM240 29V28H239ZM241 29H243V28H241ZM240 29V30H241ZM244 29H245V27H244ZM247 29H248V27H247ZM259 29H261V28H259ZM258 29V30H259ZM146 30V29H145ZM150 30V29H149ZM164 30V29H163ZM168 30H169V28H168ZM171 30H172V27H171ZM190 30V29H189ZM200 30V29H199ZM204 30H207V29H204ZM210 30H211V28H210ZM221 30V31H220ZM238 30V29H237ZM251 30V31H252ZM147 31V30H146ZM161 31V30H160ZM173 32H174V30H172ZM194 31V32H195ZM223 31H225V30H223ZM250 31V32H251ZM255 31V30H254ZM264 31V30H263ZM133 34H132V33ZM152 32H154V31H152ZM167 32V31H166ZM169 32V31H168ZM175 32L177 33V31L175 30ZM179 32H181V31H178V34H179ZM202 32H203V30H202ZM202 32H199V33H202ZM262 32V31H261ZM135 33V34H134ZM155 33V32H154ZM157 33H159V30H158V32ZM172 33V32H171ZM170 33V34H171ZM199 33L198 34H196V32H195V34L198 36L199 35ZM206 33V34H207ZM254 33V32H253ZM257 33V32H256ZM263 33V32H262ZM203 34H205V33H203ZM226 34V33H225ZM228 34V33H227ZM232 34V35H231ZM255 34V33H254ZM259 34H260V32H259ZM158 35V34H157ZM166 35V34H165ZM186 35V34H185ZM184 35V36H185ZM194 35V34H193ZM196 35H194L195 36V38H196ZM208 35V34H207ZM215 35V34H214ZM247 35H249L250 36V34H247ZM246 35V36H247ZM251 35H253L252 33H251ZM136 36V35H135ZM178 37H179V35H177ZM180 36H183V35H180ZM187 36H188V34H187ZM235 36V35H234ZM237 36V35H236ZM239 36H241V34L239 35ZM170 37V36H169ZM174 37H176V36H174ZM189 37V36H188ZM200 37H203V35L201 36V34H200V36H198V39L200 38ZM112 38V40H110ZM138 39V37H135V39ZM186 38V36L185 37H183V39H185ZM190 38V37H189ZM194 38V39H195ZM204 38V37H203ZM221 40H220V39ZM255 38V37H254ZM259 38V37H258ZM261 38V37H260ZM109 39V40H108ZM145 39V38H144ZM192 40L193 42L195 41V40ZM202 39V38H201ZM200 39V41H202ZM205 39V38H204ZM247 39V38H246ZM189 40H191V38L189 39ZM259 40V39H258ZM175 41H176V39H175ZM180 41V40H179ZM185 41V40H184ZM187 41V40H186ZM206 41H208L207 40V38H206ZM247 41V40H246ZM245 41V42H246ZM252 41V40H251ZM254 41H255V39H254ZM20 42V43H19ZM183 42V41H182ZM191 42V41H190ZM193 42H191V44H189V43H186V44H189V45H191L192 46V43ZM208 42H210V41H208ZM196 43V42H195ZM197 43H198V41H197ZM210 43V45L213 47V49H216V47L214 48V46L215 45H213V44H211ZM251 43V42H250ZM180 44V43H179ZM186 44H183V45H186ZM202 44V43H201ZM205 44V43H204ZM264 44V43H263ZM194 45H196V47H197V45L198 44H194ZM207 45V48L205 47V49H207V50H210V47L211 46H209V44H206ZM245 45H247L246 43L244 44V46ZM262 45V44H261ZM75 46V50H77L76 51V53L75 54H72V51L70 52V50H71V48L72 47H74ZM188 46V45H187ZM223 46V45H222ZM243 46V45H242ZM262 46H264V45H262ZM203 47V46H202ZM249 47V46H248ZM259 47V46H258ZM142 48V47H141ZM186 48H188V47H186ZM225 48V47H224ZM262 48V47H261ZM43 50V49H48V52H45L44 54H41L42 52H40V50ZM136 49V48H135ZM182 49V48H181ZM192 49V48H191ZM230 49V50H231ZM243 49V48H242ZM245 49V48H244ZM244 49H243V52H245L244 51ZM246 49H247V47H246ZM41 50V51H42ZM72 50H73V48H72ZM139 50V49H138ZM195 50H196V48H195ZM223 50V49H222ZM259 50V49H258ZM135 51V50H134ZM142 51V50H141ZM184 51V50H183ZM240 51H241V49H240ZM256 50H254V52H255ZM39 52H40V54L42 55V56H44V59H46V65H45V63H44V61L42 60V59H40V61L42 60L43 62L42 63H44V65L43 64H40L39 63V58L40 57H38V56H40V54H39ZM50 52H52V53H55V54H57V55H55V56H57V57H53L54 58V61L52 60V59H50ZM136 52H138V51H136ZM143 52V51H142ZM141 52V53H142ZM185 52V51H184ZM192 52V51H191ZM203 52V51H202ZM208 52V51H207ZM211 52H212V49H211ZM235 52V51H234ZM249 52V51H248ZM248 52H246V53H248ZM71 53V54H70ZM140 53V51H139V55L141 54ZM167 53V52H166ZM185 53H187V52H185ZM245 53V54H246ZM39 54V55H38ZM160 54H162V53H160ZM168 54V53H167ZM171 54V53H170ZM180 54V53H179ZM182 54V53H181ZM199 54V53H198ZM229 54V53H228ZM242 54V53H241ZM240 54V55H241ZM139 55L138 56H136V57H139ZM144 55V54H143ZM152 55V54H151ZM154 55V54H153ZM166 55V54H165ZM185 55V54H184ZM194 55V54H193ZM214 56H215V54H213ZM213 55H210V54H208L207 55V57L206 56H204V55H201V56H203V57H205V59H203V57H197L196 59H194L195 61L193 62V60H191L193 63H192V65H191V63H190V65H191V67H190V65L188 66L190 69L189 70H191L192 68L194 69V70H192V71H196V74L199 76V80H200V82L202 83V84H204V85H208V86H212L213 84H218V83H222V81H224V80H230V78L229 77H234L233 78V81H229L230 82V86L229 87H227V89L226 88H224V89H221V87L219 86V89L217 90V92H216V95H215V98H217V100H219L222 104L221 105H224L225 106V114H223L222 115V120H220V121H222L221 123L220 122H218V124H216V126L214 127H208L209 129H205V127H204V129H202L203 128V126L201 127V129H198L199 131H196V130H193V129H191L192 128V126L190 127V128H188V126L186 127V129H183L182 131H174L173 129H172V133H170V135L169 136H167V137H169V138H166L165 137V134H164V130H163V128H162V126H161V123H154V124H152V125H150V126H148V129H149V135H150V137L151 138H153L155 141H156V143L159 145V147L158 146H156V147H158L159 148V150L161 149V151H163L164 153H166V156L167 155H170V156H172L173 154L175 155V157H176V159H177V155L179 154L178 153V150H182L183 151V153H185V154H193L194 156H195V158L198 160V161H206L210 156H216L215 157V159L216 158H220V160H222V161H225V160H227V159H230L231 157H233L234 156V153H235V151H237L236 149L238 148V147H240L241 145L243 146L245 143H246V141L248 140V139H246L247 138V131L245 130V129H242L243 127H241V125L239 126L238 124L236 125V121L235 122H232L231 121V117H232V115L234 116V114H235V111H236V104H238V102L239 103H241V102H246L247 101V99H248V97H250L249 95L251 94V92H258L259 94L258 95H260V97H259V99L261 98V102H263L264 103V88L262 87V85L260 86H255V85H253V83H251V81H249V83L248 82H246V79L248 80V77L246 78L245 77V73H244V65H243V63H237V64H234V65H230L224 58H219V60L217 61L216 60V62L214 61V59H212L214 56ZM146 56V55H145ZM144 56V57H145ZM161 56V55H160ZM164 56V55H163ZM168 56V55H167ZM167 56L165 57V59H164V57H160L161 59H164V60H166V58H167ZM198 56H200V55H198ZM213 56V57H212ZM227 56V55H226ZM231 56V55H230ZM229 56V57H230ZM238 56V55H237ZM37 57H38V59H37ZM49 57V58H48ZM141 57V56H140ZM139 57V58H140ZM159 57V56H158ZM170 57V56H169ZM254 57H255V59L256 60H259V61H261L262 59L264 60V47L262 48V49H260L259 51H256V53H254ZM41 58H43V57H41ZM184 58V57H183ZM187 58V57H186ZM200 58H202V59H200ZM235 58V57H234ZM244 58V57H243ZM247 58V57H246ZM36 59V60H35ZM108 59H110V60H108ZM148 59V58H147ZM171 59V58H170ZM179 59V58H178ZM191 59V58H190ZM229 59V58H228ZM227 59V60H228ZM53 62H52V61ZM138 59H136V61H137ZM148 60H150V58L148 59ZM158 60H159V58H158ZM157 60V61H158ZM181 60V59H180ZM183 60V59H182ZM108 61V62H107ZM135 61V62H136ZM147 61V60H146ZM161 61L162 60H160V62H159V64L161 63ZM184 61V60H183ZM186 61V60H185ZM231 61V60H230ZM235 61V60H234ZM139 62V61H138ZM165 62V61H164ZM166 62H167V60H166ZM236 62H237V60H236ZM240 62H241V60H240ZM105 63V64H106ZM146 63V62H145ZM148 63H149V61H148ZM158 63V62H157ZM181 63V62H180ZM232 63V62H231ZM246 63V62H245ZM83 64V66L81 67V65ZM131 64H133V63H131ZM152 64H153V62H152ZM233 64V63H232ZM55 65V66H54ZM161 65H163V64H161ZM54 66V67H53ZM105 66V65H104ZM113 66H111L112 68L111 69H115ZM132 66V65H131ZM260 66V65H259ZM80 67H81V69H82V71L80 70ZM108 67V66H107ZM188 67H186L187 69H188ZM256 67V66H255ZM100 68L101 67H99V70H100ZM248 68H249V66H248ZM247 68V69H248ZM253 68V67H252ZM181 69V68H180ZM246 69V70H247ZM107 70V71H106ZM116 70V69H115ZM117 71V70H116ZM210 71V72H209ZM248 71H250V70H248ZM247 71V72H248ZM253 71V70H252ZM77 72H75V73H77ZM191 72V71H190ZM208 72H209V74H208ZM251 72V71H250ZM260 72H261V70H260ZM78 73V74H79ZM114 73V72H113ZM192 73V72H191ZM210 73L212 74V75H210ZM252 73V72H251ZM97 74H99V75H97ZM178 74V73H177ZM262 74H264V71H263V73ZM73 76H74V74H72ZM71 75V76H72ZM156 75V74H155ZM210 75V76H209ZM250 75V74H249ZM70 76V77H71ZM181 76V75H180ZM80 77V76H79ZM81 77V78H82ZM88 77H90L92 80H90V79H88ZM97 77V78H96ZM148 77H150V76H148ZM160 77V76H159ZM171 77V76H170ZM176 77V76H175ZM246 79H245V78ZM96 78V79H95ZM162 78V77H161ZM164 78V77H163ZM180 78V77H179ZM229 78V79H228ZM262 78L264 79V77L262 76ZM262 78H261V80H262ZM58 79V80H59ZM76 79H77V77H76ZM93 79H95L94 81H93ZM141 79H143V78H141ZM174 79V78H173ZM250 79V78H249ZM27 80H32V81H30V82H32L31 84L30 83H26L27 82ZM71 80V79H70ZM83 80V79H82ZM87 80L88 81H90V82H87ZM160 80V78H153L152 77V79L150 78V79H145V81H144V83H143V86H144V84H145V88L146 89H148V94L150 95V101H151V104L153 105V107H154V109H155V111L157 112V113H159V114H161V112H164L165 113V111H166V109L168 108V107H171V106H169L170 104H168L169 103V100L167 99V95H166V93H167V90H166V88L164 89V88H161L160 86H159V84H157V82ZM164 80V79H163ZM169 80H170V78H169ZM177 80V79H176ZM194 80V79H193ZM79 81H80V79H79ZM171 81V80H170ZM81 82V81H80ZM84 82V83H85ZM111 82V81H110ZM110 82H108V83H110ZM160 82H161V80H160ZM172 82V81H171ZM173 82H174V80H173ZM198 82V81H197ZM56 83V82H55ZM159 83V82H158ZM177 83V82H176ZM191 83V82H190ZM257 83V82H256ZM57 84V83H56ZM78 83H77V85H79ZM252 84V85H251ZM60 85V84H59ZM75 85V86H74ZM167 85V84H166ZM189 85V84H188ZM219 85V84H218ZM217 85V86H218ZM221 85V84H220ZM264 86V85H263ZM139 87V86H138ZM141 87H142V85H141ZM209 87V88H210ZM222 87H223V85H222ZM53 88H55V87H53ZM135 88V87H134ZM134 88L132 87V89H129L128 90V94L130 95V97L132 98V99H138V97L140 96V94H142V92L140 93V91H138V89H136V90H134ZM170 89V91L169 92H172V94H175V97H177V99H179L178 98V96L176 95V94H178L181 90H179L178 88H176L175 87V85H172L171 87H169ZM181 88V87H180ZM184 88V87H183ZM218 88V87H217ZM140 89V88H139ZM178 89V90H177ZM191 89V88H190ZM221 89V90H220ZM112 90V89H111ZM141 90V89H140ZM189 91V90H188ZM104 92V91H103ZM121 92H122V90H121ZM168 92V93H169ZM184 92V91H183ZM186 92V91H185ZM184 92V93H185ZM236 92V93H235ZM238 92V93H237ZM123 93V92H122ZM181 93V92H180ZM1 94V93H0ZM99 94V93H98ZM235 94H239L240 95V97L239 98H236L235 97ZM16 95V94H15ZM18 95V94H17ZM88 95H86V96H88ZM127 95V94H126ZM143 95V94H142ZM169 95H170V93H169ZM257 95V94H256ZM9 96H11V95H9ZM14 96V95H13ZM93 96L94 95H92V97H91V99H92V103H93V100H94V98H93ZM182 96H184V95H182ZM181 96V97H182ZM109 97V98H108ZM125 97V96H124ZM143 97V96H142ZM149 97V96H148ZM188 97V96H187ZM9 98V97H8ZM11 98V97H10ZM9 98V99H10ZM18 98V99H19ZM83 98V97H82ZM84 98H87V97H85V94H84ZM140 98V97H139ZM213 98V97H212ZM91 99L89 100V101H91ZM96 99V98H95ZM108 99L110 100V96L109 95H107L105 92L104 93H100V95H99V97L97 98V100H96V111L95 112H93V114H91V120H92V123L94 122L96 125V127L98 128V130H101L102 131V133L104 132L103 130H109V131H114L115 129H116V131H117V127H119V126H126V128L129 126V125H131V123H130V121H129V119L128 118H126L125 117V114H123L124 115V117H122V119L119 121V120H117L118 119V117H117V112H115L114 110H116V109H112V107H110V103L111 102H109L108 101ZM166 99H167V101H166ZM176 99V98H175ZM181 99V98H180ZM179 99V100H180ZM82 100V99H81ZM80 100V101H81ZM88 100V99H87ZM140 100H142V99H140ZM251 100V99H250ZM249 100V101H250ZM10 101V100H9ZM83 101V100H82ZM111 101V100H110ZM136 101V100H135ZM176 101V100H175ZM141 102V101H140ZM168 102V103H167ZM182 102V101H181ZM19 103L17 104V106H19ZM109 103V104H108ZM187 103H189V102H187ZM79 104V103H78ZM113 104V103H112ZM191 104V103H190ZM151 105V106H152ZM184 106H185V104H183ZM193 105V104H192ZM191 105V106H192ZM83 106V105H82ZM84 106H85V104H84ZM83 106V107H84ZM176 106V105H175ZM177 106H178V103H177ZM176 106V107H177ZM179 106H182V103L179 105ZM184 106L182 107L183 109H184ZM239 106V105H238ZM114 107V106H113ZM189 107V106H188ZM188 107H186V108H188ZM194 107V106H193ZM240 107V106H239ZM238 107V108H239ZM262 107V106H261ZM18 108V107H17ZM89 108V107H88ZM180 107H178L177 108V110L179 109ZM182 108H180V110L182 109ZM241 108V107H240ZM246 108V107H245ZM20 109V108H19ZM79 109V108H78ZM81 109V108H80ZM79 109V110H80ZM172 109H173V107H172ZM243 109H244V105H243ZM77 110V109H76ZM88 110V109H87ZM168 110V112H170L171 110H170V108L169 109H167ZM170 110V111H169ZM176 110V109H175ZM179 110V111H180ZM20 111V110H19ZM18 111V112H19ZM84 111V110H83ZM94 111V110H93ZM178 111V112H179ZM182 111V110H181ZM248 111V110H247ZM91 112H92V110H91ZM114 112H115V114H114ZM167 112V111H166ZM187 112V111H186ZM190 113H192L191 111H189ZM188 112V113H189ZM197 112V111H196ZM236 112H238V111H236ZM241 112V111H240ZM90 113V112H89ZM121 113V112H120ZM174 115H175V113L174 112H172ZM198 114H199V112H197ZM20 114V113H19ZM76 114V113H75ZM114 114V116H116V118H112V116L111 115H113ZM172 114V115H173ZM194 114V113H193ZM244 114V113H243ZM82 115H84V114H82ZM121 115V114H120ZM122 115V116H123ZM187 115V114H186ZM240 115V114H239ZM247 115V114H246ZM245 115V116H246ZM81 116V115H80ZM80 116H78V117H80ZM86 116V115H85ZM119 116V115H118ZM162 115H160V117H161ZM176 116V115H175ZM180 117H181V115H179ZM190 116V115H189ZM195 117H196V115H194ZM241 116V115H240ZM17 117V116H16ZM21 117V116H20ZM83 117V116H82ZM177 117V116H176ZM175 117V118H176ZM237 117V116H236ZM235 117V118H236ZM89 118V117H88ZM172 118V117H171ZM173 118H174V116H173ZM173 118L171 119V120H173ZM174 118V119H175ZM188 118V117H187ZM234 118V117H233ZM241 118H243V116L241 117ZM245 118V117H244ZM18 119V118H17ZM221 119V118H220ZM256 119V118H255ZM80 120H81V118H80ZM179 120V119H178ZM239 120V119H238ZM242 120V119H241ZM254 120V119H253ZM82 121V120H81ZM87 121V120H86ZM174 121H176V120H174ZM260 121H262V119L260 120ZM62 122H63V120H62ZM78 122H79V120H78ZM217 122V121H216ZM223 122H224V124H223ZM241 122V121H240ZM244 122V121H243ZM20 123V122H19ZM83 123V122H82ZM85 123V122H84ZM201 123V122H200ZM150 124V123H149ZM189 124V123H188ZM255 124V123H254ZM257 124V123H256ZM18 125H20V124H17L16 125V131H17V126ZM76 125V124H75ZM202 125V124H201ZM20 126H22V124L20 125ZM77 126V125H76ZM261 126V125H260ZM263 126V125H262ZM13 127H15V125H13ZM24 127V128H25ZM130 127V126H129ZM198 127V126H197ZM256 127H257V125H256ZM44 128V127H43ZM48 128H49V125H48ZM51 128V127H50ZM124 128V127H123ZM131 128H132V125H131ZM172 128V127H171ZM194 128V127H193ZM259 128H261V127H259ZM37 129V128H36ZM39 129V128H38ZM130 129V128H129ZM167 129H169V128H167ZM180 129V128H179ZM250 129V128H249ZM19 131H20V129H18ZM41 130L43 131V129H42V127H41ZM137 130V129H136ZM181 130V129H180ZM23 131H24V133H26L27 132V129H26V131H25V129H23ZM23 131H22V133H23ZM45 131V130H44ZM43 131V132H44ZM113 132L112 134H114V133H117V132ZM170 131H171V129H170ZM41 132V131H40ZM139 132V131H138ZM259 132V131H258ZM23 133V134H24ZM47 133V132H46ZM49 133V132H48ZM140 133V132H139ZM3 134V133H2ZM39 134V133H38ZM250 134V133H249ZM258 134V133H257ZM16 135V136H15ZM15 135H13V136H15L13 139L12 138H10V140L9 139H7L6 137H3L4 135H2V136H0V210H3V211H1V212H4V214L6 213V212H9L10 214H9V218L11 219V218H13V219H8V221L7 220H5L4 219V221H7V225L9 226V225H12L13 224V222L15 223L14 225H13V227H14V229L13 230H9L8 228H6V227H8L7 225H6V229H7V231L5 230V228L3 229V228H0V230L2 231V229L4 230V232H2L3 234H0V264H28L29 262H32V264H50L51 262H53L54 264H73L74 263V261H76V260H78L79 261V259H81L82 261H81V263L82 262H84V260H87V259H85V257L87 256V254L85 255V251L87 250V249H84L83 248V246L81 245V247L83 248V249H76V248H74V246H73V242L75 241V243H76V240H77V242H79L80 240L79 239H81L82 238V236L84 235V237L85 238H87V236L85 235V234H82V236L80 235V231L81 230H83V229H81L80 227V230L78 231V229L79 228H75L77 231L75 232V229H74V234H73V231H72V237L70 238V235L71 234H69L68 235V233H66V230H65V223H64V221L61 219V216H60V213H61V209H63V208H61V206L60 205H55V209H54V212L51 214H46V213H48V210H49V208L48 207H46V206H42L43 208H38V209H36V211H34L33 212V216L32 215H28V212H29V202L30 201H33V200H35V199H37V198H40V197H42V198H44L45 199V201L46 200H51V198L53 197L52 195L55 193V189L56 188H58V187H60V186H58L59 185V179L57 180V179H55L54 178V176L52 177V175H53V173L52 174H49V173H47L48 171H47V169L44 167V169L46 170H43V168H42V170L38 167V166H36V167H38V168H36V167H34V166H32V165H34L33 163H32V165H31V161H30V156H29V154H28V151H29V149H28V151H27V149L26 148H28V147H25L24 145V141H22V139H23V137H21V136H17V134H15ZM115 135V134H114ZM130 135V134H129ZM141 135V134H140ZM6 136V135H5ZM25 136H26V134H25ZM24 136V137H25ZM31 136H33V135H31ZM38 136V135H37ZM40 136H42V135H40ZM40 136H39V138H40ZM109 136H111V135H109ZM140 137H142V140H144L143 139V136H140ZM28 138V137H27ZM30 138V137H29ZM72 138H74V139H72L71 141H69L71 144L70 145H68L69 146V152H72V154L73 153H77V155H78V151L79 150H81V148H82V146L83 145H81V144H83V142L82 141H80L81 139H80V137H76L75 138V136L74 137H72ZM77 138H79V139H77ZM95 138V137H94ZM97 138V137H96ZM115 138V137H114ZM255 138V137H254ZM25 139V138H24ZM34 139V138H33ZM41 140H42V138H40ZM48 139V138H47ZM47 139H43V141H41V140H38L40 143H38V145H39V147H38V149L40 150L39 152L41 153L42 152V154H43V152L44 151H46V150H50L51 151V149L53 148V144H52V142L51 141H49V140H47ZM71 139V138H70ZM108 139H110V137L108 138ZM108 139H106V141H108ZM149 139V138H148ZM141 139L139 138V135H138V133L135 131L134 133H131V136H130V146L132 147V148H135V150H136V147H138V145H139V147L138 148H140V144H141V141H140ZM146 140V139H145ZM152 141V140H151ZM254 141V140H253ZM258 141H259V139H258ZM26 142V141H25ZM82 142V143H81ZM250 141H248V143H249ZM107 143V142H106ZM105 143V144H106ZM248 143H247V145H248ZM259 143H260V141H259ZM26 144H28V143H26ZM253 144V143H252ZM257 144V143H256ZM85 145V144H84ZM87 145V144H86ZM104 145V144H103ZM109 145H111V148H113V149H109V148H107V150L109 149V151L111 152V151H113V150H115V152H117V153H119V152H121L122 151V149L124 148V146H120L119 147V149H118V146H119V142L117 143V141L116 140H114L113 138L112 139H110V141H109ZM108 145V146H109ZM27 146V145H26ZM80 146H81V148H80ZM126 146V145H125ZM128 146H129V142H128ZM241 146V147H242ZM253 146V145H252ZM255 146V145H254ZM253 146V147H254ZM30 147V146H29ZM33 147V146H32ZM88 147H91V146H89L88 145ZM104 147H105V145H104ZM107 147V146H106ZM248 148H249V146H247ZM246 147V148H247ZM256 147V146H255ZM34 148H36V147H34ZM100 148H102V147H100ZM99 148V149H100ZM127 148V147H126ZM132 148H128V149H130L129 151H131V153H132V150H134V149H132ZM142 148V147H141ZM247 148V149H248ZM251 148V147H250ZM257 148V147H256ZM256 148H254V149H256ZM30 149H31V151H30V154L33 152H37V153H34V155L36 156V154H37V156H38V150L36 149V151L34 150L33 151V148H31L30 147ZM104 149V148H103ZM117 149V150H116ZM120 149H121V151H120ZM125 149V148H124ZM123 149V150H124ZM132 149V150H131ZM144 149V148H143ZM153 149V148H152ZM67 150V149H66ZM65 150V151H66ZM84 150V149H83ZM86 150V149H85ZM88 150V149H87ZM119 150V151H118ZM157 150V149H156ZM52 151H54V150H52ZM68 151V150H67ZM82 151V150H81ZM89 151H90V149H89ZM102 151V150H101ZM100 151V152H101ZM105 151V150H104ZM104 151H102V152H104ZM129 151H127L126 149H125V151L123 152V153H126L127 152V154H128V152ZM141 151V150H140ZM148 151H149V149H148ZM155 151V150H154ZM158 151V150H157ZM157 151H155L156 153V155H157ZM160 151V152H161ZM177 151V153H175ZM241 150H239V152H240ZM244 151V150H243ZM248 151V150H247ZM101 152V154H103ZM108 151H106V153H107ZM121 152V153H122ZM136 152V151H135ZM147 152V151H146ZM145 152V153H146ZM181 152V151H180ZM238 152V153H239ZM39 153V154H40ZM86 153V152H85ZM105 153V152H104ZM112 153V152H111ZM116 153V155H117V158L118 157H120V156H118V154ZM130 153V152H129ZM136 153H139V152H136ZM135 153V154H136ZM154 153V152H153ZM241 153H243V152H241ZM67 154H68V152H67ZM81 154V153H80ZM93 154V153H92ZM134 154V153H133ZM134 154V155H135ZM177 154V155H176ZM240 154V153H239ZM238 154V155H239ZM245 154V153H244ZM246 154H248V160L249 161H253V162H255L256 160L255 159H258L259 157H257V156H259V154L257 155V153H256V151H253V150H250V151H248V153H246ZM264 154V153H263ZM34 155H33V157H34ZM75 155V154H74ZM91 155V154H90ZM96 155H97V153H96ZM108 155V154H107ZM106 155V156H107ZM122 155V154H121ZM124 155V154H123ZM122 155V156H123ZM126 155V154H125ZM133 155V156H134ZM139 155V154H138ZM180 155V154H179ZM40 156V155H39ZM42 156V155H41ZM70 156H71V154H70ZM111 156V155H110ZM131 156H132V154H131ZM130 155H129V158L131 157ZM132 156V157H133ZM161 156H163V155H161ZM165 156V155H164ZM170 156H168V157H170ZM185 156L187 157V155H184V157L183 158H185ZM193 156V157H194ZM241 156H243V154L241 155ZM245 156V155H244ZM262 156V155H261ZM33 157H32V159H33ZM79 157V156H78ZM82 157V156H81ZM96 157H98V156H95L94 157V155H93V158L95 159ZM126 157V156H125ZM136 157V156H135ZM172 157H174V156H172ZM179 157L182 159V157H181V155L180 156H178V159H179ZM240 157V156H239ZM67 158H68V156H67ZM75 158V157H74ZM77 158V157H76ZM82 158H85V157H82ZM107 158H108V156H107ZM155 158V157H154ZM158 158V157H157ZM192 159V157H189V160H191ZM210 158H212V157H210ZM209 158V159H210ZM242 158H245V157H242ZM247 158V157H246ZM264 158V157H263ZM31 159V160H32ZM37 159H40V157L38 158L37 157ZM130 159H132V158H130ZM136 159H139V158H136ZM159 159V158H158ZM162 159V158H161ZM163 159H165V158H163ZM169 158H167V160H168ZM177 159V160H178ZM214 159V157H213V160H215ZM224 159V160H223ZM35 160H36V158H35ZM67 160V159H66ZM77 160H80V159H77ZM93 160V159H92ZM116 160H119V159H116ZM124 160H125V158H124ZM146 160V159H145ZM193 160H194V162H195V159L193 158ZM197 160H196V162H197ZM211 160V159H210ZM219 160V159H218ZM218 160H217V162H218ZM219 160V161H220ZM241 160V159H240ZM243 160H245V159H243ZM255 160V161H254ZM261 160H263V159H261ZM260 160V161H261ZM84 161V160H83ZM86 161V160H85ZM121 161V160H120ZM144 161V160H143ZM147 161V160H146ZM165 161V160H164ZM170 161V160H169ZM174 161H175V159H174ZM179 161V160H178ZM182 161L183 162H185L183 159H182ZM186 161H188V157H187V159H186ZM192 161V160H191ZM207 161H209V160H207ZM212 161V160H211ZM242 161V160H241ZM12 162H14V163H12ZM91 162V161H90ZM98 162V161H97ZM141 162V161H140ZM161 162H162V160H161ZM189 162V161H188ZM187 162V163H188ZM193 162V163H194ZM214 162V161H213ZM216 162V163H217ZM227 162V161H226ZM242 162H247V161H242ZM69 163V162H68ZM102 163V162H101ZM131 163V162H130ZM171 163H173V162H171ZM180 163V162H179ZM203 163V162H202ZM201 163V164H202ZM206 163V162H205ZM210 163H212V162H210ZM215 163V164H216ZM229 163V162H228ZM241 163V162H240ZM259 163V162H258ZM72 164V163H71ZM87 164V163H86ZM141 164V163H140ZM159 164V163H158ZM208 164V163H207ZM260 164V163H259ZM15 166L16 168H18L19 169V167L21 168H24L25 169V171H24V173H25V179H24V177H23V180H24V182H22L23 184V186L22 187H20V186H13L11 183H10V172H11V170L9 171V169H7L8 168V166ZM68 165V164H67ZM66 165V166H67ZM84 165V164H83ZM92 165V164H91ZM97 165V164H96ZM95 165V166H96ZM111 165V164H110ZM147 165V164H146ZM172 165V164H171ZM170 165V166H171ZM194 165V164H193ZM213 165V164H212ZM211 165V166H212ZM217 165V164H216ZM71 166V165H70ZM78 166H81V165H78ZM88 166V165H87ZM86 165H85V167H87ZM100 166V165H99ZM105 166H107V165H105ZM116 166V165H115ZM115 166H113V167H115ZM154 166V165H153ZM157 166V165H156ZM169 166V167H170ZM176 166V165H175ZM174 166V167H175ZM186 166V165H185ZM196 166V165H195ZM207 166V165H206ZM255 166V165H254ZM260 166V165H259ZM262 166V165H261ZM108 167V166H107ZM120 167V166H119ZM172 167V166H171ZM181 167V166H180ZM194 167V166H193ZM192 167V168H193ZM199 167V166H198ZM200 167H202V166H200ZM251 167V166H250ZM257 167V166H256ZM264 167V166H263ZM13 168V167H12ZM21 168V169H22ZM66 168V167H65ZM64 168V169H65ZM88 168V167H87ZM91 168V167H90ZM90 168H88V169H90ZM101 168H102V166H101ZM103 168H105V167H103ZM126 169H128V168H132V166L131 167H125ZM165 168H167V167H165L164 166V169ZM177 168V167H176ZM179 168V167H178ZM184 168V167H183ZM188 168V167H187ZM195 168V167H194ZM197 168V167H196ZM205 168V167H204ZM215 168V167H214ZM222 168V167H221ZM228 168V167H227ZM260 168V167H259ZM39 169V170H38ZM67 169V168H66ZM65 169V170H66ZM71 169V168H70ZM76 169V168H75ZM95 169V168H94ZM110 169V168H109ZM115 169H117V168H115ZM114 169V170H115ZM172 169H173V167H172ZM175 169V168H174ZM199 169V168H198ZM202 169V168H201ZM211 169V168H210ZM254 169H256V168H254ZM17 170V169H16ZM68 170H69V167H68ZM68 170H66V172L68 171ZM79 170H80V167H79ZM123 170H125V169H123L122 167L121 168H118L116 171H109L110 172V174H108L109 172L108 171H105V172H108L107 173V176L106 177H104V179L106 178V180H113V181H118V182H120V181H122L123 179H125L123 176L125 175V173H123V172H126V170L125 171H123ZM132 170V169H131ZM131 170L130 169H128V171H130L131 172ZM136 170V169H135ZM151 170V169H150ZM153 170V169H152ZM155 170V169H154ZM157 170V169H156ZM178 170V169H177ZM187 170V169H186ZM220 170V169H219ZM229 170H230V168L229 169H224V171H221V172H219L218 173V175H217V177H216V180H215V182L217 183V186H219L218 188L219 189H221V190H223V193H224V191H226L227 190V192H231L232 194L234 193L235 195L236 194H238L237 192H241L242 191V189H241V191H239L240 190V188H241V182H239V181H235L234 179L235 178H233L231 175H230V173L231 172H229ZM248 170V169H247ZM252 171H250V169H249V171H247L246 172V174H247V177L248 178H250V179H248V181L250 180V183H252V184H250L251 186L253 185L254 186V189H255V186H257V185H259L262 181H263V177H262V174L261 173H259V172H256V170L255 171H253V168L251 169ZM70 171V170H69ZM68 171V172H69ZM83 171V170H82ZM133 171V170H132ZM181 171V170H180ZM197 171V170H196ZM212 171V170H211ZM210 170H209V172H211ZM258 171V170H257ZM15 172V171H14ZM50 172V171H49ZM79 172V171H78ZM179 172V171H178ZM188 172V171H187ZM192 172V171H191ZM198 172V171H197ZM204 172H205V170H204ZM208 172V171H207ZM206 172V173H207ZM213 172H214V170H213ZM218 172V171H217ZM22 175H23V173L22 172H20ZM127 173V172H126ZM134 173V172H133ZM142 173V172H141ZM185 173V172H184ZM199 173V172H198ZM202 173V172H201ZM206 173H205V175H206ZM212 173V172H211ZM69 174V173H68ZM79 174V173H78ZM106 174V173H105ZM123 174V175H122ZM136 174H139V173H136ZM200 174V173H199ZM204 173H202V175H203ZM208 174V173H207ZM12 175V174H11ZM85 175V174H84ZM149 175V174H148ZM204 175V176H205ZM213 175H215V174H213ZM82 176V175H81ZM145 176V175H144ZM143 176V177H144ZM187 177L186 178H188V176L189 175H186ZM194 176V175H193ZM231 176V177H230ZM62 177H64V176H62ZM87 177V176H86ZM91 177H93L92 175H91ZM128 177V176H127ZM132 177V176H131ZM136 177H138V176H136ZM197 178L199 177V176H196ZM202 177V176H201ZM200 177V178H201ZM206 177H208V175L207 176H205V178ZM213 177V176H212ZM192 177H190V179H191ZM193 179L192 178V182L191 181H188L189 183L191 182L192 184L194 183V185H195V182H197V185H198V182H199V180L198 179ZM214 178V177H213ZM231 178H233V179H231ZM92 179V178H91ZM90 179V180H91ZM140 179V178H139ZM157 179V178H156ZM190 179H188V180H190ZM72 180V179H71ZM71 180H69V182L71 181ZM77 180V179H76ZM84 180H85V178H84ZM93 180H95V179H93ZM106 180H104V181H106ZM127 180H129V179H127ZM173 180V179H172ZM171 180V181H172ZM186 180V179H185ZM195 180V181H194ZM202 180L203 179H201V183L199 182V185L198 186H200V184H202ZM207 180V179H206ZM205 180V181H206ZM209 180H210V177H209ZM209 180H207V181H209ZM22 181V180H21ZM68 181V180H67ZM73 181V180H72ZM75 181V180H74ZM79 181V180H78ZM124 181V180H123ZM131 181V180H130ZM140 181V183L142 182L141 180H139ZM144 181V180H143ZM170 181V182H171ZM176 181H177V179H176ZM207 181L205 182V183H207ZM11 182H12V180H11ZM92 182V181H91ZM128 182V181H127ZM132 182V181H131ZM131 182H128V183H130L131 184ZM147 182V181H146ZM149 182V181H148ZM157 182V181H156ZM156 182H154V183H156ZM179 182V181H178ZM183 182H186V181H183ZM187 182V184L189 185H187V187H189V189H190V184ZM203 182H204V180H203ZM210 182V181H209ZM212 182H214V181H212ZM17 183V182H16ZM60 183H61V181H60ZM76 183H77V181H76ZM81 183V182H80ZM90 183V182H89ZM126 183V182H125ZM133 183V182H132ZM136 183V182H135ZM205 183H204V185H205ZM263 183V182H262ZM96 184V183H95ZM94 184V185H95ZM104 185L105 184H107V183H103ZM102 183H101V187H104V186H102L103 185ZM121 184V183H120ZM129 184V185H130ZM144 184V183H143ZM172 184V183H171ZM180 185H181V183H179ZM183 184V183H182ZM191 184V185H192ZM208 184V183H207ZM212 184V183H211ZM264 184V183H263ZM78 185V184H77ZM81 185V184H80ZM83 185V184H82ZM85 185V184H84ZM135 184H133V186H134ZM150 185V184H149ZM185 185V183L183 184V186ZM92 186H93V184H92ZM136 186H138V185H136ZM136 186H134L135 187V189H136ZM144 187L146 186V183L143 185ZM155 186H156V188H157V190H159L158 188L159 187H161L162 188V186L159 184V187H157L158 186V184H155ZM155 186H154V188H155ZM183 186L181 187V188H183ZM197 186V187H198ZM213 186V185H212ZM252 186V187H253ZM263 186V185H262ZM132 187V186H131ZM141 187V186H140ZM174 189L176 188V189H178L179 188V186H177L176 187V185H174V186H172ZM186 186H184V188H185ZM192 187V186H191ZM195 187V186H194ZM208 187H210V186H208ZM214 187V186H213ZM243 187V186H242ZM258 187V186H257ZM133 188V187H132ZM156 188L154 189V190H156ZM173 188H170V189H173ZM200 188V187H199ZM258 188H260V186L258 187ZM96 189V188H95ZM100 189V188H99ZM98 189V190H99ZM134 189V188H133ZM139 189V188H138ZM151 189H153V187H152V185H151ZM166 189V188H165ZM195 189V188H194ZM204 189H206V188H204ZM102 190H104V191H102ZM147 191H148V189H146ZM150 190V189H149ZM162 190V189H161ZM179 190V189H178ZM181 191L183 190V189H180ZM188 190V189H187ZM213 190H214V188H213ZM216 190V189H215ZM99 191H102V192H100L101 194V196L100 195H98V196H100L101 197V202L100 203H102L103 201H106V200H108L109 199V197H110V191H109V189L108 188H106V185H105V187L104 188H102L101 190H99ZM140 191H141V188H140ZM151 191V190H150ZM220 190H218V192H219ZM243 191H245V190H243ZM243 191H242V193H243ZM96 192V191H95ZM98 192V191H97ZM96 192V193H97ZM136 192H138V191H136ZM143 192V191H142ZM159 192H163L164 193V191H158L157 193L159 194ZM167 192V191H166ZM177 192V191H176ZM175 191H173V194L174 193H176ZM201 192V191H200ZM204 192V191H203ZM216 192V191H215ZM226 192V193H227ZM95 193V194H96ZM180 193V192H179ZM182 193V192H181ZM222 192L220 193L221 195L223 194ZM99 194V193H98ZM154 194L155 195H157L155 192H154ZM168 194V193H167ZM219 194V195H220ZM240 194V193H239ZM161 195V194H160ZM176 195V194H175ZM235 195H234V197H235ZM97 196V197H98ZM165 196V195H164ZM168 196V195H167ZM167 196H166V198H167ZM171 196V195H170ZM174 196V195H173ZM173 196H172V200H174L173 199ZM67 197H69V196H67ZM79 197V196H78ZM162 197V196H161ZM224 197V196H223ZM227 197V196H226ZM47 198V199H46ZM80 198V197H79ZM78 198V199H79ZM163 198V197H162ZM165 198V197H164ZM169 196H168V200H169ZM228 198V197H227ZM66 199H68V198H66ZM72 199V198H71ZM90 199V198H89ZM170 199V200H171ZM11 200H13L12 202H10ZM69 200V199H68ZM68 200H67V204H68ZM73 200V199H72ZM71 200V201H72ZM97 200V199H96ZM165 200V199H164ZM167 200V199H166ZM169 200V201H170ZM170 201V202H173V201ZM224 200H226V198L224 199ZM98 201V203H99V200H97ZM97 201H95V203H97ZM94 202V201H93ZM71 203V202H70ZM78 203V202H77ZM91 203V202H90ZM106 202H104V204H105ZM167 203H168V201H167ZM67 204H66V206H67ZM107 204V203H106ZM172 204H175V203H172ZM171 204V205H172ZM65 205V204H64ZM71 205V204H70ZM69 205V206H70ZM78 205V204H77ZM77 205H75V203H74V206H77ZM171 205H169L168 204V206L170 207ZM101 204H100V208H101ZM92 207V206H91ZM94 207V206H93ZM176 207V206H175ZM66 208V207H65ZM96 208H98V204H97V206H96ZM99 208V209H100ZM104 207H102V212H103V210H105V209H103ZM65 210V209H64ZM63 210V211H64ZM95 210V209H94ZM169 210V209H168ZM6 211V212H5ZM96 211V210H95ZM98 211V210H97ZM0 212V215L2 214ZM21 212V213H20ZM66 213H67V211H66ZM169 213V212H168ZM171 213V212H170ZM8 214V213H7ZM32 214V213H31ZM65 214V213H64ZM106 214L107 213H105V214H103L102 216H101V218L103 217V219H104V217L106 216ZM105 215V216H104ZM131 215V214H130ZM8 216V215H7ZM20 216V217H19ZM24 216H25V218H24ZM68 216V215H67ZM76 216V215H75ZM75 216H73V218L75 217ZM109 215L107 214V217H108ZM128 216V215H127ZM132 216V215H131ZM6 218V216H4L3 214L0 216V218ZM15 217H17V218H15ZM22 217V218H21ZM70 217V216H69ZM106 217V218H107ZM129 217V216H128ZM128 217H125V218H128ZM133 217V216H132ZM172 217V216H171ZM257 217V216H256ZM19 218V220H22V221H19V220H17L16 221V219H18ZM78 218V217H77ZM105 218V219H106ZM123 219H124V215H123V217H122ZM264 218V217H263ZM15 219V221H13ZM76 219V218H75ZM74 219V220H75ZM79 219V218H78ZM104 219V220H105ZM122 219V220H123ZM130 219V218H129ZM257 219V218H256ZM77 220V219H76ZM104 220H103V222H104ZM125 220V219H124ZM12 223H11V222ZM86 221V220H85ZM98 221H99V219H98ZM100 221H101V219H100ZM10 222V223H9ZM78 222V221H77ZM76 222V224H78ZM84 222V221H83ZM87 222V221H86ZM102 222V221H101ZM123 222V221H122ZM121 222V223H122ZM126 222H127V220H126ZM262 222H263V220H262ZM81 223V222H80ZM88 223V222H87ZM124 223V222H123ZM53 224H57V226H53ZM128 224V223H127ZM264 224V223H263ZM101 225H103V224H101ZM78 226V225H77ZM1 227H2V225H1ZM12 227V226H11ZM87 227V226H86ZM90 227V226H89ZM10 228V227H9ZM84 228V227H83ZM263 228V227H262ZM11 229V228H10ZM86 229V228H85ZM85 229L83 230V232L85 231ZM264 229V228H263ZM72 229H70V231H71ZM259 230H260V228H259ZM83 232H81V233H83ZM66 233V234H65ZM76 233V234H75ZM85 233V232H84ZM238 233H241V232H238ZM244 233V232H243ZM96 234H98V233H96ZM95 234V235H96ZM255 234V233H254ZM69 237H67V236ZM238 235V234H237ZM236 234H235V236H237ZM100 236V235H99ZM249 236H251V235H249ZM95 237H97V236H95ZM240 237H242L241 239H240ZM240 237H235V239H234V237H232L233 239H234V243H235V245H234V243H233V245L234 246H236L237 248H241V247H243L244 246V248L247 246V245H249L250 246V248H251V250H252V253H253V259H252V261H251V264H256L257 262H258V260L260 259V253H261V251H262V249H263V243L261 242V241H257V242H255L254 244H252L251 243V245H250V241H248L247 240V238H243V237H245V236H240ZM84 238V239H85ZM237 238V239H236ZM249 238V237H248ZM83 239V240H84ZM99 239V238H98ZM100 239H103L102 237H100ZM105 239V238H104ZM115 239V238H114ZM222 239V238H221ZM243 239V240H242ZM244 239L246 240V242L244 241ZM251 239V238H250ZM249 239V240H250ZM37 241L38 243H40V245L39 246H37L38 244L36 243V245H35V243H33V241ZM79 240V241H78ZM82 240V241H83ZM97 240V239H96ZM106 240L108 241H105L107 244V247L108 248H111L110 246H112L113 245V243H112V238H110V237H106ZM253 240V239H252ZM251 240V241H252ZM97 241H100V240H97ZM249 243H248V242ZM218 242H223V241H218ZM233 242V240L231 241V243ZM79 243H81V242H79ZM79 247V246H78ZM80 247V248H81ZM98 247L100 248V246L98 245ZM248 247V246H247ZM98 248V249H99ZM241 250V249H240ZM100 251V250H99ZM98 250L97 251H95L94 252V257H95V259L97 260V258L96 257H98V255H99V257H100V252H99ZM100 253V254H99ZM224 255H225V253H223ZM98 257V258H99ZM84 259V260H83ZM47 262H50V263H47ZM209 262V261H208ZM211 262H212V260H211ZM211 262H209V263H211ZM250 262V261H249ZM186 264H195L194 263V259H193V261H192V258H190L189 257V260L187 259V262H186ZM212 264V263H211ZM257 264H259V263H257Z\"/></svg>",
    "mask_w": 264,
    "mask_h": 264
}]
</instances>
